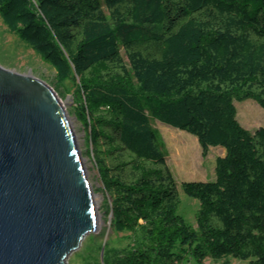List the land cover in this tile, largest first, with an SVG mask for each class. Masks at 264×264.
Here are the masks:
<instances>
[{
  "label": "trees",
  "instance_id": "1",
  "mask_svg": "<svg viewBox=\"0 0 264 264\" xmlns=\"http://www.w3.org/2000/svg\"><path fill=\"white\" fill-rule=\"evenodd\" d=\"M0 17L58 90L73 87L110 230L127 240L101 236L89 264H264V127L245 129L235 106L264 109V0H0ZM155 121L197 137L203 157L225 151L215 181L182 184L197 229Z\"/></svg>",
  "mask_w": 264,
  "mask_h": 264
},
{
  "label": "water",
  "instance_id": "2",
  "mask_svg": "<svg viewBox=\"0 0 264 264\" xmlns=\"http://www.w3.org/2000/svg\"><path fill=\"white\" fill-rule=\"evenodd\" d=\"M97 216L56 92L0 66V264H67Z\"/></svg>",
  "mask_w": 264,
  "mask_h": 264
},
{
  "label": "rangeland",
  "instance_id": "3",
  "mask_svg": "<svg viewBox=\"0 0 264 264\" xmlns=\"http://www.w3.org/2000/svg\"><path fill=\"white\" fill-rule=\"evenodd\" d=\"M0 66L14 73L33 76L45 82L56 92L65 111L68 113L88 183L92 190L93 203L97 205L96 212L100 220V229L84 239L80 248L68 257L67 264H89L103 261V250L100 251L99 249L101 236L105 235L104 241L110 240L111 246L116 248L126 246L127 240L125 234H116L110 230L109 217L106 211V204L110 200L108 195L102 190V183L95 164L91 156L87 154L86 131L73 114V87L71 83L68 82L65 87H60L58 90L55 80L56 72L52 66L44 62L18 36L10 33L1 17ZM62 92L63 94H60ZM235 106L237 108V119L245 129L253 132L259 127H264V109L254 100L235 101ZM154 126L164 142L167 162L175 177L180 193L181 204L178 214L189 225L197 229V214L200 209V202L185 194L182 184L183 182L215 181L216 159L223 156V152L221 148H211L208 155L203 157L201 145L194 135L159 121H155ZM95 236L98 238H95ZM252 260L244 261L230 257L220 262L207 260L206 263L252 264Z\"/></svg>",
  "mask_w": 264,
  "mask_h": 264
},
{
  "label": "bare ground",
  "instance_id": "4",
  "mask_svg": "<svg viewBox=\"0 0 264 264\" xmlns=\"http://www.w3.org/2000/svg\"><path fill=\"white\" fill-rule=\"evenodd\" d=\"M97 205H94V208H95V212H96V207ZM96 216H97V226H98V230L100 229V220H99V216H98V214H97V212H96Z\"/></svg>",
  "mask_w": 264,
  "mask_h": 264
},
{
  "label": "crops",
  "instance_id": "5",
  "mask_svg": "<svg viewBox=\"0 0 264 264\" xmlns=\"http://www.w3.org/2000/svg\"><path fill=\"white\" fill-rule=\"evenodd\" d=\"M222 150V152H223V155L225 154V151H224V149H221Z\"/></svg>",
  "mask_w": 264,
  "mask_h": 264
}]
</instances>
